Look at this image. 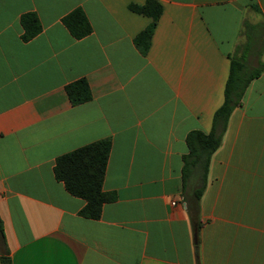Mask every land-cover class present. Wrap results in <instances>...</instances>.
Returning a JSON list of instances; mask_svg holds the SVG:
<instances>
[{"label": "crops", "instance_id": "crops-1", "mask_svg": "<svg viewBox=\"0 0 264 264\" xmlns=\"http://www.w3.org/2000/svg\"><path fill=\"white\" fill-rule=\"evenodd\" d=\"M146 1L0 0V264H197L185 139L211 131L230 57L245 22L264 23V0H156L143 55L134 40L151 19L130 6ZM76 9L92 27L81 39L63 23ZM28 13L41 31L25 41ZM81 79L92 99L73 105L66 87ZM103 139V191L116 199L94 220L54 167ZM199 218V264H264V72L229 117Z\"/></svg>", "mask_w": 264, "mask_h": 264}, {"label": "trees", "instance_id": "trees-1", "mask_svg": "<svg viewBox=\"0 0 264 264\" xmlns=\"http://www.w3.org/2000/svg\"><path fill=\"white\" fill-rule=\"evenodd\" d=\"M254 11L260 10L253 6ZM130 9L151 19L145 30L136 36L134 43L146 55L154 30L162 14V6L156 0H147L142 6L131 5ZM64 25L77 39L88 36L92 27L85 13L76 9L63 19ZM24 29L23 39L29 41L41 31L36 14L28 13L21 17ZM259 29V30H258ZM246 42L239 46L230 57V71L225 86L223 104L213 116L211 131L205 133L193 130L186 136L188 154L183 156L182 180L186 206L194 231L195 254L198 259V233L201 226L199 218L200 199L207 184L209 166L213 154L221 146L229 117L241 105L243 96L250 83L264 72V23L245 22ZM67 95L73 105H80L92 99L90 86L85 79L78 80L66 87ZM112 142L103 139L57 158L54 173L57 180L64 183L66 190L73 196L86 201L80 215L97 220L101 217L103 205L116 199L114 193L103 191ZM0 235H3L0 221ZM2 264H12L7 255L1 256Z\"/></svg>", "mask_w": 264, "mask_h": 264}, {"label": "built area", "instance_id": "built-area-1", "mask_svg": "<svg viewBox=\"0 0 264 264\" xmlns=\"http://www.w3.org/2000/svg\"><path fill=\"white\" fill-rule=\"evenodd\" d=\"M172 205H176V202H173ZM184 206L186 207V203H184Z\"/></svg>", "mask_w": 264, "mask_h": 264}, {"label": "water", "instance_id": "water-1", "mask_svg": "<svg viewBox=\"0 0 264 264\" xmlns=\"http://www.w3.org/2000/svg\"><path fill=\"white\" fill-rule=\"evenodd\" d=\"M195 239H196V237H195Z\"/></svg>", "mask_w": 264, "mask_h": 264}, {"label": "rangeland", "instance_id": "rangeland-1", "mask_svg": "<svg viewBox=\"0 0 264 264\" xmlns=\"http://www.w3.org/2000/svg\"><path fill=\"white\" fill-rule=\"evenodd\" d=\"M259 30V29H258Z\"/></svg>", "mask_w": 264, "mask_h": 264}]
</instances>
